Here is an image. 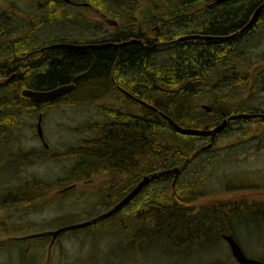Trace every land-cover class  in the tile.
I'll use <instances>...</instances> for the list:
<instances>
[{
  "label": "trees",
  "instance_id": "16d2710c",
  "mask_svg": "<svg viewBox=\"0 0 264 264\" xmlns=\"http://www.w3.org/2000/svg\"><path fill=\"white\" fill-rule=\"evenodd\" d=\"M36 2L35 12L25 2L26 8L15 1L0 3V79L11 77L0 87V135L17 137L11 150L22 152L20 145L29 137L24 129L19 134V117L28 112L34 121L36 112L58 102H32L22 91L74 84L77 97H84L79 104L95 107L98 117L103 115L109 123L101 124L98 118L96 137L70 147L57 160L61 166L64 160H78L77 170L86 179L111 171L104 183L111 206L144 175L175 166L183 171L174 189L168 177L148 183L114 217L89 226L93 236L99 231L94 227L107 224L110 231L131 238L132 249L186 258L200 250L215 252L222 235L235 236L240 225L264 226L263 201L199 202L219 192L211 185L213 175L207 174L213 161H232L239 153L249 156L264 148V56L252 59L247 52L253 38L264 31V0H111L110 6L118 4L125 11L127 26L118 34L73 14L59 0ZM40 11L43 15L37 14ZM129 40L135 42L87 53L41 51L56 42ZM94 95L103 96L101 105ZM204 102L212 111L202 108ZM8 112L11 122L6 125ZM236 114L257 117L229 119L211 148L203 151L210 138L183 134L169 124L171 120L183 128L209 130ZM220 143L230 150L216 152ZM39 181L31 180L16 196L19 186L8 187L0 199V220L7 221L9 209L34 203L42 190L58 185ZM98 192L105 193L102 188ZM48 239L38 238L42 245ZM15 241L0 242V250L15 249ZM23 250L20 264L28 262Z\"/></svg>",
  "mask_w": 264,
  "mask_h": 264
},
{
  "label": "rangeland",
  "instance_id": "374dc122",
  "mask_svg": "<svg viewBox=\"0 0 264 264\" xmlns=\"http://www.w3.org/2000/svg\"><path fill=\"white\" fill-rule=\"evenodd\" d=\"M6 1H15L22 8H26L27 4L29 11L32 12L34 10L33 6L37 5L36 0H0V3L5 4ZM247 52L252 59L264 56V31L253 38ZM3 80L5 79H0V81ZM81 99L84 100V97ZM81 107L72 108L71 106L58 111L59 108L56 106L51 111H43L44 122L42 124L47 134L46 138L59 152H65L82 138H90L91 133H94L88 125L95 123H89L86 113L90 114L92 118L97 113L87 107L81 110ZM23 132L24 135L33 134L32 129L29 128H25ZM26 139L27 141L21 144L20 148L25 150L34 149L37 145L34 144L36 141L29 137ZM0 140H2V137H0ZM224 145L226 144H217L216 152L217 149L222 154L228 152L230 149L225 148ZM2 154H0L1 194L4 191L3 187H15L29 180L33 182L35 180L51 181L58 185L57 188L53 187L48 191L42 190L43 203L39 204L33 211L29 210L26 214H23L18 210L9 209L6 212L8 219L7 221L2 219L0 224V242L4 241L7 244L12 240H18L15 241V249L6 246L0 250V264H20L21 258L18 255H20L21 249H24L22 251L24 257L28 258L26 264H42L45 261L48 264H220L224 261H227L226 264H238L231 256L230 248L225 240L215 252L209 253L206 250H200L186 256V258H180L168 256L166 253L157 252L154 249L146 252H142L137 248L132 249L131 238H125L119 232L110 231V225L107 224L94 227L99 230L94 236L90 227L66 231L52 245V248L50 247L51 239L46 240V245H42L43 240H38V238L22 239L32 234L56 231L69 225L85 222L88 218L106 211L112 203H109L107 191L105 190V193L95 190L98 196L95 193H88L87 196L78 195L75 197L74 192H71L72 195L68 192L66 195H60L58 188L63 187V184H65L61 182V179L65 173L64 170L71 166L72 159L62 161L63 166H61L58 160L45 157L47 159L42 160L41 163H30L27 167L24 160L15 159L16 165L4 170V166L8 168L12 158H7ZM214 162L210 165L207 174L212 173L213 176L210 177L212 180L211 185L214 189L220 187V190H218V194L214 195L215 198L205 197L200 201L209 203L233 198L264 200L263 147L255 154L250 153L249 156L239 153L232 161L220 164H214ZM58 177L61 179H58ZM226 185H230L229 190H225ZM237 187L243 189H237ZM223 190L226 192L223 193ZM58 195L62 199L56 200L54 196ZM50 199H52V203L49 205L44 203L45 200ZM81 200L83 201L80 203ZM15 227L20 228L16 229ZM126 229L130 228L127 226ZM128 236H132V234ZM235 236L248 257L264 262L263 225L259 226L254 223L240 225L236 229ZM6 237L11 239L8 240Z\"/></svg>",
  "mask_w": 264,
  "mask_h": 264
},
{
  "label": "flooded vegetation",
  "instance_id": "af4514ba",
  "mask_svg": "<svg viewBox=\"0 0 264 264\" xmlns=\"http://www.w3.org/2000/svg\"><path fill=\"white\" fill-rule=\"evenodd\" d=\"M61 1V0H59ZM63 2V1H61ZM111 0H71V3H65L66 6L69 7L70 10H72L73 14H76L78 12L79 16L81 15L84 20L88 22H93L97 24L99 27L103 29V31H107L110 34H118L123 31V29L127 26V23L123 21L124 18V9H121L120 6L117 5H109ZM114 8V9H113ZM68 9V10H69ZM38 15H43V12H37ZM105 27V28H104ZM105 43H119V42H114V41H107L103 43H87V44H76L73 42H56L50 45H46L41 48L42 53L44 54L45 51L50 50V48H47L51 45L54 44H75V45H90V44H105ZM114 47V46H111ZM103 49V48H102ZM60 50H65V51H71L67 49H60ZM99 50V49H97ZM93 50H86V51H81L80 53H87L91 52ZM96 51V50H94ZM73 52H79V51H73ZM76 99L81 98L77 97V95L72 96ZM47 106V105H46ZM45 106V107H46ZM51 106L54 108L57 106V104H51ZM38 120V118H37ZM0 137H6V136H1ZM94 137L90 138H82L76 145L73 147L79 146L81 143L91 141ZM40 138H38L39 140ZM2 141V140H0ZM25 150V149H23ZM60 152L56 150L52 144L47 140L45 137L44 140L42 141L41 139L39 140V143H37L36 147L34 149H31V151H28L27 154H29L28 158L31 160V163L34 162H39L41 163L42 160L47 159L45 157H51L52 160H57V158L60 156ZM3 155V154H2ZM1 155V156H2ZM15 158H12V160L9 162L8 168L4 166V170H8L9 168L15 166L14 164ZM78 160L72 159V164L69 168L64 170V175L62 179L58 177V179H67L69 180L68 183L63 184V187L58 188L60 195H66V193H70L71 195L74 192L75 197L78 195H84L87 196L88 193L92 194L95 193L98 196V193L95 190L98 189H103L105 190L104 183L109 180L110 175L112 174L111 171H103L101 173H97L100 175L92 176L88 179H86L84 176H81V173H79V170H77L78 165ZM101 181V184L99 183ZM97 182V184H95ZM32 185V184H31ZM1 186V184H0ZM19 187L14 190L13 194L16 196L18 190L21 188L25 187H30V182H22L21 185H18ZM4 191L2 194L0 193V199H2L3 196L8 194V186L3 187ZM107 197H111V193L107 194ZM75 200H78L77 198H73ZM83 200L80 201V203ZM21 202V201H20ZM34 203L30 202H24L27 203L28 205H21L18 204V206L13 207L11 209L18 210L22 212L23 214H26L29 210L33 211L36 207H38L39 204L43 202L42 200V195L39 193L37 195V198L33 201ZM79 203V204H80ZM113 203V202H111ZM79 206V205H78ZM101 213L97 214L96 216L92 217L95 218L99 216ZM116 215V214H115ZM113 215V216H115ZM112 216V217H113Z\"/></svg>",
  "mask_w": 264,
  "mask_h": 264
},
{
  "label": "water",
  "instance_id": "95a60500",
  "mask_svg": "<svg viewBox=\"0 0 264 264\" xmlns=\"http://www.w3.org/2000/svg\"><path fill=\"white\" fill-rule=\"evenodd\" d=\"M65 1H69V0H65ZM255 14H254L253 18L255 17ZM253 18L251 19V21L249 22V24L245 28H247L251 24ZM132 42H135V41L123 42L119 45L103 44V45L77 46V45H72V44H55V45L50 46L49 48L71 49V50H75V51H82V50H86V49L106 48L109 46L120 47V46L127 45L129 43H132ZM10 79H11V77L9 79H7L5 82H0V86L6 85L10 81ZM72 87H73V85H64V86H60V87H57V88L49 90V91H33V90H29V89H24L22 92L25 96L29 97L34 102H43V101H50V100L54 99L56 96H61L65 93L69 92L72 89ZM205 108L208 111H211V107L205 106ZM243 116H245V115H239V116H235V117L239 118V117H243ZM226 123L227 122L225 120L222 124L218 125L217 127H215L212 130H196V129H191V128H182V127H179L177 125H175V129L181 133H184V134L211 136L212 139H214L216 134L219 133L221 130H223V128L226 126ZM39 128H41V124L39 125ZM172 171L175 172L176 174L180 173V171L178 169H174ZM148 182H149V177L145 178V180L142 181L129 195H127L122 201H120L111 211L105 213L100 218L101 219L107 218L110 215L117 212L118 210H120L121 208H123L140 192V190ZM92 222L93 221H89V222H85V223H81V224L70 225L68 227L59 229L55 232H50L48 234L52 235L53 238H56L60 233L66 231V230L85 227V226L90 225ZM36 236H39V235H33L32 237H36ZM223 238L229 244V247H230V250H231L233 257L240 264H262L261 261H259V260H255V259L247 257L246 254L244 253V251L242 250L241 246L236 241V239L234 238L233 235L223 234Z\"/></svg>",
  "mask_w": 264,
  "mask_h": 264
},
{
  "label": "bare ground",
  "instance_id": "6f19581e",
  "mask_svg": "<svg viewBox=\"0 0 264 264\" xmlns=\"http://www.w3.org/2000/svg\"><path fill=\"white\" fill-rule=\"evenodd\" d=\"M70 85H73V87H72V89L69 91V92H67V93H65V94H63V95H61V96H56L54 99H52L53 101H58L57 102V106H58V111H62L63 110V108H68V107H71L72 106V108L73 107H78V106H81V104H79V100L78 99H80V98H78V99H76V98H74V97H72V96H75V95H78V94H76L75 93V85L74 84H70ZM33 91H36V90H33ZM24 95V94H23ZM25 96V95H24ZM95 96V95H94ZM25 97H27V96H25ZM90 97H92V96H90ZM102 97L103 96H95L94 97V100H96V102H101L102 101ZM27 98H29V97H27ZM29 100H30V98H29ZM117 104V103H116ZM144 104H146V103H144ZM100 105H101V103H100ZM118 105V104H117ZM97 106H99V105H97ZM86 106L85 105H83L82 107H81V109L82 110H84L83 108H85ZM45 109V110H44ZM53 109V107L51 106V105H48V106H46V107H44L43 109H42V111L41 112H36L35 114L37 115H35L36 117H42V116H44V112H46V111H51ZM79 110V109H78ZM44 111V112H43ZM93 112H95V113H97V115H95V117L94 118H92L91 117V115L90 114H87L86 113V118L89 120V123H96V121H97V119L99 118V122L101 123V124H107V123H109V121H108V119H106L103 115H100L99 117H98V112H97V109H95V107L93 108V110H92ZM11 113L10 112H8V113H6V115H7V118L4 120V123H6V125H8V124H10V122L11 121H9L8 119L10 118L9 117V115H10ZM239 115H241V114H236V115H232L231 117H232V119L234 120V119H239V118H237V117H235V116H239ZM49 116V115H48ZM97 117V118H96ZM31 119H32V117L30 116H28V112H26V113H24L21 117H19V124H20V128H19V134H20V132L23 130V129H25V128H29V129H32V131H33V134L32 135H30V134H28V136H29V138L31 139L32 138V140L33 141H36V142H34V144H37V143H39V140H38V138H40L41 137V140L43 141L44 140V138L45 137H47V134H46V131L44 130V127H43V125L37 120V118L36 119H34V121L32 122L31 121ZM8 120V121H7ZM41 124V128H39V125ZM89 126V129L92 131H94V133L92 134L91 133V137H96V134H97V130H95V124H92V125H88ZM41 132V133H40ZM16 138L17 137H14V136H7L3 141H1L0 142V149H1V152L3 153V155L4 156H6L7 158H15V159H23V157L27 154V151L26 150H23L22 152H18V153H15V151H12L11 150V148H13V144H14V142H15V140H16ZM16 147V146H15ZM14 147V148H15ZM223 158H226V157H223ZM176 167H178V166H175V167H171V168H168V169H165V170H162V171H160V172H153V173H151L150 175H144V176H142V178L138 181V183L136 184V186L134 187V189L142 182V181H144L145 180V178H147V177H149V182L148 183H150L151 181H153L154 179H158V178H161V177H168V178H172V188L174 189V187H175V184H176V182L179 180H181V179H183V177H182V175H183V171L182 172H180L179 174H176V173H174L172 170H174V168H176ZM212 172V171H211ZM212 174V173H211ZM147 183V184H148ZM146 184V185H147ZM145 185V186H146ZM144 186V187H145ZM210 186V185H209ZM143 187V188H144ZM142 188V189H143ZM141 189V190H142ZM215 189L218 191V190H220V187H215ZM140 190V191H141ZM255 200H258V199H255ZM259 201H263L262 203H264V200H262V199H260ZM201 202V201H200ZM2 220V219H1ZM0 220V224L2 223V221ZM33 235H35V234H32V235H30V236H28V237H25V238H22V239H26V238H30V239H32V236ZM234 236V235H233ZM234 238L236 239V236H234ZM236 241H237V239H236ZM238 242V241H237ZM239 243V242H238ZM169 256V255H168ZM261 263L262 264H264V262L263 261H261Z\"/></svg>",
  "mask_w": 264,
  "mask_h": 264
}]
</instances>
